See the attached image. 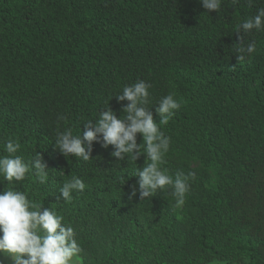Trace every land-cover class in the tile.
Masks as SVG:
<instances>
[{
	"label": "trees",
	"instance_id": "16d2710c",
	"mask_svg": "<svg viewBox=\"0 0 264 264\" xmlns=\"http://www.w3.org/2000/svg\"><path fill=\"white\" fill-rule=\"evenodd\" d=\"M260 8L264 0H221L219 12L202 0H0V158L11 140L30 165L40 152L48 172L46 183L34 169L19 182L0 173V194L22 191L63 216L82 264H264V30L237 32ZM241 36L255 51L238 61ZM141 80L157 123L161 98L181 102L160 128L171 138L167 174H195L182 204L170 188L141 200L147 153L118 160L93 141L84 161L54 147L58 130L82 135L108 106L123 118L128 101L116 95ZM72 176L85 188L64 202Z\"/></svg>",
	"mask_w": 264,
	"mask_h": 264
},
{
	"label": "clouds",
	"instance_id": "9594fccd",
	"mask_svg": "<svg viewBox=\"0 0 264 264\" xmlns=\"http://www.w3.org/2000/svg\"><path fill=\"white\" fill-rule=\"evenodd\" d=\"M232 3H238V0H232ZM248 3L251 6L252 0H248ZM202 4L207 10L219 12L221 8V0H202ZM241 28L245 34L253 29L264 30V8H260L254 17L238 25L237 32ZM237 45L238 61H243L246 55L255 51V42L245 45L243 36ZM150 88L151 85L142 80L125 86L122 94L116 95L118 101H128L122 109L125 113L123 118H117L108 106L94 124L88 121L84 125L82 135H73L71 128L63 132L58 130L54 147L65 157L75 156L84 161L92 158L93 141L101 142L105 148L114 146L112 155L118 160L129 157L136 161L141 154L147 153L146 166L142 171H137L141 200L170 188L177 197V203L182 204L190 189L189 180L195 174L185 175L182 171H177L175 178L167 174L163 165L166 163L165 156L169 151L171 138L165 136L160 128L161 124L166 125L169 122L174 110L181 107V102L175 98L174 93L161 98L155 107L156 113L161 117L157 123L148 107L152 102ZM59 119L63 120L64 117ZM138 133L143 136V144L137 143ZM5 147L9 155L0 158V173L4 174L7 181H23L34 169L39 182H47V164L40 152L30 165L21 156L15 155L20 149L19 143L9 140ZM84 188L82 179L72 176L59 191L64 202H71L72 192L83 191ZM136 191L133 186L131 195L135 196ZM63 219V216L50 208L29 200L22 191H4L0 194V253L10 257L14 264H78L84 249L77 242L74 229L66 227L62 223Z\"/></svg>",
	"mask_w": 264,
	"mask_h": 264
},
{
	"label": "rangeland",
	"instance_id": "374dc122",
	"mask_svg": "<svg viewBox=\"0 0 264 264\" xmlns=\"http://www.w3.org/2000/svg\"><path fill=\"white\" fill-rule=\"evenodd\" d=\"M180 209H182V208H180ZM5 256H6V255H5ZM6 257L8 258V262H9V264H14V262L11 260L10 257H8V256H6ZM78 264H82V261L79 260V261H78ZM211 264H213V263H211ZM215 264H221V263H216V262H215Z\"/></svg>",
	"mask_w": 264,
	"mask_h": 264
}]
</instances>
